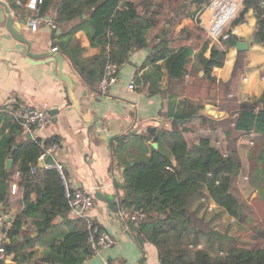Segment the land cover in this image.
Wrapping results in <instances>:
<instances>
[{
	"label": "trees",
	"instance_id": "1",
	"mask_svg": "<svg viewBox=\"0 0 264 264\" xmlns=\"http://www.w3.org/2000/svg\"><path fill=\"white\" fill-rule=\"evenodd\" d=\"M164 1L140 0L142 7L139 8L136 0H43L39 15L44 17L53 7L54 21L59 26L79 21L68 33L57 34L55 30L54 44L70 56L84 80L94 86L100 82L109 61L120 67L132 52L149 47L148 32L159 24ZM196 1L202 3L204 0ZM250 7L256 10L258 18L255 41L264 44V7L260 0H246L245 10ZM78 28H85L91 44L101 48L98 55L83 58L84 49L73 37ZM159 43V49L153 50L142 67L146 69L151 63L153 69H146L137 81L142 88L155 94L162 92L164 75L157 62L164 60L169 78L178 81L188 72V63L194 53V48L176 50L163 40ZM237 43V37L231 32L222 43L224 47L215 44L211 56L205 57L210 46L206 40L199 59L205 76L212 82L213 69L224 65L227 50ZM179 103L177 107L171 98L167 102L168 116L173 117L170 130L150 129L148 134L141 136L143 141L154 139L158 148L152 146L148 156L146 145L142 156L126 163L124 195L120 199L122 209L129 216L126 224L134 236L157 247L161 264H264V221L252 216L256 212L254 205L248 206L246 211V206L233 192L243 169L237 147L223 152L209 137L195 142L192 133L201 125L217 129L223 122L204 116L200 112L204 109L203 103L191 104L188 100ZM238 109L235 117L228 119L234 124L233 129L241 134L260 136L253 177L262 180L263 186L258 182L256 185L258 196L264 199V93L258 100L242 103ZM198 119V125L192 123ZM9 126L10 131L0 138V209L11 204L12 183L17 172L21 179L17 182V190L21 191L22 203L8 235L7 250L14 254L12 261L16 264H82L94 254L89 238L93 234L98 237L99 231L94 233V229L99 224L87 217L70 218L71 208L59 170L38 168L44 146L58 143L59 139H49L45 145L39 140L18 142L22 125ZM227 134L230 135V130ZM7 157L14 160L10 169L5 164ZM198 197L205 212L209 211V202L214 201L240 228H254L257 232L254 242L216 228L209 229L198 210H192ZM137 213H143L144 217L133 219ZM31 218L35 219L33 228L45 238L46 251L39 259L34 258L38 237H31L32 227L24 228ZM60 218L62 221L57 223ZM204 239L208 247L201 245Z\"/></svg>",
	"mask_w": 264,
	"mask_h": 264
},
{
	"label": "crops",
	"instance_id": "2",
	"mask_svg": "<svg viewBox=\"0 0 264 264\" xmlns=\"http://www.w3.org/2000/svg\"><path fill=\"white\" fill-rule=\"evenodd\" d=\"M4 1L11 11L17 30L24 33L32 43V52L45 53V57L37 60L29 59L20 52L17 48L19 42L10 35L7 27V13L2 11L0 14V138L10 131L9 125L20 124L15 117L19 106L28 104L45 108L48 112L54 111L50 114L52 122L45 128L27 129L21 126L23 132L17 135V141L39 140L45 145V141L58 138L59 149L53 156L57 164L63 166L73 188H82L94 196V206L86 217L99 224L98 227L108 232L116 242L113 246L94 253L82 264H161L157 247L144 240V254L126 224L129 216L120 204V199L124 195L126 163L137 156H142L146 145L149 149L146 154L148 156L151 154L155 140L141 139V136L148 134L150 129L172 128L173 117L168 116L169 98L177 107L180 105L179 102L183 103L185 100L191 104L203 103L205 106L200 112L204 116L223 122V125L217 129L201 125L192 133L195 142L203 137H209L212 143L218 146L220 141L217 138L223 136L233 138L234 134H237L239 145L245 144L250 138L259 139L260 136L255 133L236 132L233 129L234 124H231V129L224 127V123L229 122L228 119L235 117L242 103L258 100L264 93V44L255 41L258 22L256 10L253 7L245 10L244 4L236 18L229 23L228 28L237 37L238 42L248 41L249 48L239 50L237 45L229 48L224 65L213 69L212 82L205 76L206 71L199 56L203 52L206 40L209 41L210 46L204 53L205 57L211 56V49L215 44L219 47L224 46L223 42L208 34L206 27L209 26L211 13L205 11L203 26L198 20V12L208 0L202 3H197L196 0L170 2L165 0V8L163 7L159 24L148 32L149 47L132 52L128 61L119 67L117 83L107 93H102L99 82L94 86L89 85L82 73L74 67L70 56L54 44L55 30L57 34L68 33L78 26L79 21L66 22L59 26L54 21L53 7L42 17L39 15L41 4H38L37 0ZM136 3L139 8L142 7L140 0H136ZM0 9L4 10V7L0 6ZM35 17H40L41 20L38 29L32 31L28 20ZM20 20H24L25 23L20 25ZM73 37L84 49L83 58H92L101 52L100 47L91 44L85 28H78L74 31ZM161 40L171 49L194 48V53L188 63V72L178 81L169 78L164 60L157 62L162 67L164 75L162 92L155 94L142 88L137 81L146 69H153L151 63L146 69L142 67L153 50L159 49ZM56 47L64 59L62 70L59 68V62H49L53 56L52 50ZM237 64L239 66L236 69ZM66 80H70L72 88L74 103L71 105L66 100L68 96ZM131 82H135L137 86L135 89L129 87ZM209 104L225 112V116L215 118L208 115L206 106ZM192 123L198 125L200 120ZM228 130L230 135L227 134ZM9 159L12 160V167L14 160L11 157H7L6 167ZM47 168H50L49 164L39 169ZM20 180V173L17 172L14 183L17 184ZM99 192L112 195L120 212H115L106 201L100 200L96 196ZM33 198H36L35 194ZM210 202L214 203L219 215L227 214L230 217L214 201ZM10 203L5 209L16 215L22 205L19 189L16 193L12 192ZM196 209L198 215L203 216L205 211L199 197L192 204V210ZM69 217L77 218L71 210ZM61 221L60 218L57 223ZM34 222V218L29 219L24 228L32 227L31 237H38L34 258L39 259L46 251L45 238L39 236L38 230L33 228ZM63 228L67 229V226L64 225ZM8 242L10 243V238ZM201 245L208 247L207 242L204 241ZM10 264L16 262L12 261Z\"/></svg>",
	"mask_w": 264,
	"mask_h": 264
},
{
	"label": "built area",
	"instance_id": "3",
	"mask_svg": "<svg viewBox=\"0 0 264 264\" xmlns=\"http://www.w3.org/2000/svg\"><path fill=\"white\" fill-rule=\"evenodd\" d=\"M43 0H37L41 4ZM246 0H208L203 9L198 12V20L203 26L204 13L209 11L211 16L209 18V26L206 27L208 34L223 42L230 36L229 23L236 18L241 6L245 4ZM262 7H264V0H260ZM41 18L35 17L28 20V25L32 31H36L39 27ZM119 65L113 61L106 64L104 74L99 82V89L102 93H107L109 89L119 80ZM129 87L135 89L137 86L135 82H131ZM15 117L20 124L27 129H42L50 125L52 117L45 109L37 106L23 104L18 107ZM59 149L58 143H53L44 146L43 152L39 156V160H46L48 156H55ZM59 170L63 184L65 186L66 198L69 202L71 211L77 217H86L88 211L94 206V196L82 188H73L69 182L68 175L61 164L50 165ZM34 167L32 171H34ZM17 184L12 185V192L16 193ZM214 207L209 202L208 209L212 210ZM143 218V213H137L133 219ZM15 220V214L9 209L0 211V264H10L13 260V254L7 250V243H9V231L11 230ZM99 231L98 237L94 234L89 238V243L94 251L97 253L106 247L113 246L116 242L108 232L100 231L99 227L94 229V233Z\"/></svg>",
	"mask_w": 264,
	"mask_h": 264
},
{
	"label": "rangeland",
	"instance_id": "4",
	"mask_svg": "<svg viewBox=\"0 0 264 264\" xmlns=\"http://www.w3.org/2000/svg\"><path fill=\"white\" fill-rule=\"evenodd\" d=\"M224 127L226 129H229L231 127V124L229 122H226L224 123ZM236 137L237 134H234L233 138H225L224 136L221 138L219 137L217 138V140L220 141V144H218V146L223 152H227L229 147H231V149L237 147L243 163V169L234 183L233 192L246 206V211H248L249 209L248 206L254 205L256 212L252 213V216L257 220H260L261 222L264 221V199L258 196L259 191L256 182L261 183L262 180L259 177H253L254 168L257 166V163L255 162V156L259 154V151L256 147L259 143V139L256 137L250 138L248 139L249 141H247L245 144L239 145L238 138ZM262 184L263 183H261V185ZM211 204L214 205L213 202H211ZM214 207L215 208H213L212 210H209V213L205 212L203 216L200 215V217H203L208 223V225H204L208 226L209 229L218 227L221 232H229L232 235L240 236L244 241L247 240V242H254V238L257 233L256 231H254V228H240L238 226V223L233 222L232 218L227 214L219 215V212L216 211L215 205ZM256 222L257 221H255V223ZM204 241H206V239H204Z\"/></svg>",
	"mask_w": 264,
	"mask_h": 264
},
{
	"label": "water",
	"instance_id": "5",
	"mask_svg": "<svg viewBox=\"0 0 264 264\" xmlns=\"http://www.w3.org/2000/svg\"><path fill=\"white\" fill-rule=\"evenodd\" d=\"M0 6L4 7V10L0 9V14H2V11L7 13V18H6V24L7 27L10 31V35L12 37H14V39H16L19 43L17 44V48L20 49V52L25 55L26 57H28L29 59H40L42 57H45V53L44 54H35L32 52V43L29 41V39H27V37L24 35V33H20V31L17 30V25L15 23V20L12 17L11 11L8 7V5L5 3L4 0H0ZM25 23L24 20H20L19 24H23ZM237 48L239 50H247L249 48V42L248 41H244V42H238L237 44ZM150 50V49H149ZM47 54V53H46ZM53 56L51 59H49V62H59V68L62 70L63 67V63H64V59L63 56L61 55V53L59 52V49L56 47L54 48V50H52L51 53ZM55 65V64H54ZM59 73L61 74V72L59 71ZM62 76V74H61ZM67 81V87H66V94H68L66 100L67 103L69 105L73 104V95H72V88H71V84H70V80H66ZM50 114H53L54 111H49ZM206 113L212 117L215 118H222L225 116V112H222L220 110H218V108L214 105H207L206 106ZM158 144L154 143V147H157ZM56 165L57 161L53 156H48L46 158V160H40L38 163V168H45L46 165ZM12 165V160L9 159L8 163H7V168L10 169ZM122 186V185H121ZM100 200L106 201L110 207L115 211V212H120V209L116 207L115 203H114V197L110 194H103V193H97L96 195ZM136 241L138 242V244L141 247L142 252L145 254V249H144V239L140 236H135Z\"/></svg>",
	"mask_w": 264,
	"mask_h": 264
}]
</instances>
